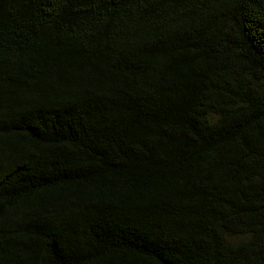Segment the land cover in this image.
I'll use <instances>...</instances> for the list:
<instances>
[{"label":"trees","instance_id":"trees-1","mask_svg":"<svg viewBox=\"0 0 264 264\" xmlns=\"http://www.w3.org/2000/svg\"><path fill=\"white\" fill-rule=\"evenodd\" d=\"M0 264H264V0H0Z\"/></svg>","mask_w":264,"mask_h":264}]
</instances>
